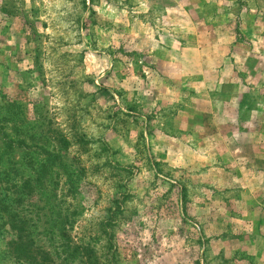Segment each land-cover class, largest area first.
Instances as JSON below:
<instances>
[{
    "label": "rangeland",
    "instance_id": "obj_1",
    "mask_svg": "<svg viewBox=\"0 0 264 264\" xmlns=\"http://www.w3.org/2000/svg\"><path fill=\"white\" fill-rule=\"evenodd\" d=\"M0 264H264V0H0Z\"/></svg>",
    "mask_w": 264,
    "mask_h": 264
},
{
    "label": "trees",
    "instance_id": "obj_2",
    "mask_svg": "<svg viewBox=\"0 0 264 264\" xmlns=\"http://www.w3.org/2000/svg\"><path fill=\"white\" fill-rule=\"evenodd\" d=\"M17 225L18 224L16 222L10 224V227L14 232L12 234L11 241L12 245H14V253L18 256V258H24L29 252H31L30 245L25 241V237L23 235L24 231H22L23 229H19Z\"/></svg>",
    "mask_w": 264,
    "mask_h": 264
}]
</instances>
